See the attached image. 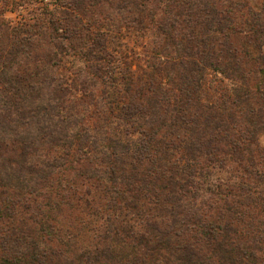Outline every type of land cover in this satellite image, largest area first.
<instances>
[{
	"label": "trees",
	"instance_id": "1",
	"mask_svg": "<svg viewBox=\"0 0 264 264\" xmlns=\"http://www.w3.org/2000/svg\"><path fill=\"white\" fill-rule=\"evenodd\" d=\"M66 1L100 12L83 44L68 9L0 17V264H264V0ZM156 1L183 10L144 77L108 38ZM207 70L230 83L216 98Z\"/></svg>",
	"mask_w": 264,
	"mask_h": 264
},
{
	"label": "rangeland",
	"instance_id": "2",
	"mask_svg": "<svg viewBox=\"0 0 264 264\" xmlns=\"http://www.w3.org/2000/svg\"><path fill=\"white\" fill-rule=\"evenodd\" d=\"M63 1L65 0H0V17L11 26L22 24V22H39V20L45 19L50 27L51 16H59V14H62L60 9H68V12L71 13L72 11V13L80 17V19H76L72 16V14H70V16L68 15L66 23L69 27V33L75 35L74 40H76V34L79 35L81 33L82 38L76 40V43L83 44L86 40L85 35H89V31L84 24H88V16L91 15L90 12H94L96 9H91L87 5H84L81 7V10L76 11L68 8V5L62 6L65 4ZM246 1H249L250 4L256 8L260 7L263 2V0ZM68 3L69 2L67 0L66 4ZM146 3L147 8H144L142 13V25L130 24L131 26H126L122 23L119 29H117V26L114 24L111 29L113 31H110V36L108 38L109 44L111 48L114 49L119 60L121 59L122 61L127 62L139 76L144 74V77L154 72L151 66L154 61L158 64L164 60L165 57L160 53H162V51L167 53L169 51L168 49L171 47L167 44L170 43L168 39H166L158 29L157 21H165V18L183 10L182 7L171 5L165 10L164 5L159 1H156L155 4L150 2ZM100 11L103 15L108 12L107 8L101 9ZM149 11L152 14L155 13L154 18H151ZM96 13L99 15L100 12L97 10ZM44 29H47V27H44ZM93 30L104 33L110 29L103 24L102 26L99 25L94 27ZM59 31L67 34V31H63L62 28H60ZM179 38L177 40H180ZM234 42L241 43V40L239 37H234ZM172 53L174 54V52ZM61 58L64 67L60 71L64 74L72 75L71 72H76L82 66L83 55H64ZM155 75L157 79L164 76V74L160 75L159 73ZM206 75L208 80L203 87L204 89L201 94L203 97H206L204 95H209V97L216 98L220 95L219 92L230 84L227 79H224L220 74L213 73L211 70H207ZM126 128L127 127L118 126L114 123L109 131L125 136L124 131ZM259 143L260 146L264 148V131L259 137ZM226 175L227 173L225 171L215 169L214 175L211 177L212 179H209V183L216 182V180L220 178H223L220 180L224 181L227 179Z\"/></svg>",
	"mask_w": 264,
	"mask_h": 264
}]
</instances>
